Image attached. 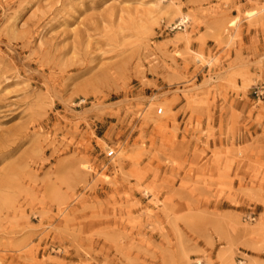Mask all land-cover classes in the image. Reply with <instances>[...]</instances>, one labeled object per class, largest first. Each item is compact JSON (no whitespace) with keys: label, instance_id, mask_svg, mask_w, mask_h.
I'll list each match as a JSON object with an SVG mask.
<instances>
[{"label":"rangeland","instance_id":"rangeland-1","mask_svg":"<svg viewBox=\"0 0 264 264\" xmlns=\"http://www.w3.org/2000/svg\"><path fill=\"white\" fill-rule=\"evenodd\" d=\"M0 264H264V0H0Z\"/></svg>","mask_w":264,"mask_h":264},{"label":"bare ground","instance_id":"bare-ground-1","mask_svg":"<svg viewBox=\"0 0 264 264\" xmlns=\"http://www.w3.org/2000/svg\"><path fill=\"white\" fill-rule=\"evenodd\" d=\"M186 18H187L186 16H182L181 21L182 20L186 21Z\"/></svg>","mask_w":264,"mask_h":264}]
</instances>
